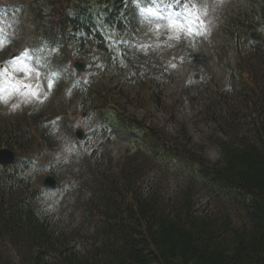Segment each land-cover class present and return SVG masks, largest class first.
<instances>
[{
    "label": "trees",
    "instance_id": "obj_1",
    "mask_svg": "<svg viewBox=\"0 0 264 264\" xmlns=\"http://www.w3.org/2000/svg\"><path fill=\"white\" fill-rule=\"evenodd\" d=\"M41 1L52 16L41 31L43 41L59 46L70 22L88 32L96 26L94 0ZM27 8L34 21L46 20L42 8ZM247 26L264 31V0L228 18L237 87L233 95L213 94L203 110L224 135H212L218 157L207 154L185 123L176 122L169 134L130 112L129 105L146 108L160 93L148 96L143 89L152 76L155 87L162 84L146 62L126 73L128 79L134 75L133 89L117 96L101 82L91 84L76 107L99 115L111 111L114 125L138 130L134 144L116 171L109 159L88 161V174L80 172L88 196L74 202L82 210L77 222L47 217L37 204L39 186H31V177L19 178L21 164L0 173V264H264V42L260 36L249 44L240 39ZM101 49L106 73L115 63ZM60 58L52 63L63 64ZM156 72L166 74L163 67ZM46 113L63 131L74 114L61 105L58 111L32 109L22 122L0 111V147L19 153L50 148Z\"/></svg>",
    "mask_w": 264,
    "mask_h": 264
},
{
    "label": "rangeland",
    "instance_id": "obj_2",
    "mask_svg": "<svg viewBox=\"0 0 264 264\" xmlns=\"http://www.w3.org/2000/svg\"><path fill=\"white\" fill-rule=\"evenodd\" d=\"M22 1L23 10L20 23L17 25L15 20L10 22L14 29L20 30V39L9 38L11 41L9 44L3 40L0 43V108L8 119L23 118L24 109L28 106L43 105L44 96L50 88V82L41 73V71L45 73V69L38 62L36 54L28 51L27 57L32 58L27 59L15 50L16 48H25L24 44L35 39L36 36H40V29L34 28L35 21L31 18L33 14H28L25 0H0V8L2 7L4 10L7 6L16 4L7 14L0 10V21L5 20L13 9L20 8L19 2L22 3ZM193 2L195 4L186 2L184 6H178L179 0H109L97 4L95 10H100L101 15L104 14L105 26L103 27L108 35L107 38L109 37L113 41L118 40L117 30H120L121 26H128L126 42H134L132 43L134 50H143L145 54L141 53L140 57L143 63L146 62L151 67L152 73L156 74V71L159 70L162 65L161 59L172 73L171 78L167 75L160 79L159 82L162 84H157L158 87L154 86L155 78L152 76V81L143 88H146L148 96L151 95V91L156 92L159 89L160 93L156 95L164 103L163 105H159L158 97L152 96L146 108L129 105L130 112L138 117H143L147 122L165 128L169 134H174L176 122L185 123L193 139L204 143L207 154L212 156L211 153L215 152L212 135L222 137L224 135L219 131L217 124L204 114L203 110L216 90L217 84L214 80H217L220 85L228 74L225 65L228 68L234 66L233 53L225 54V25L221 20L227 16V12L231 16L230 13L234 12L236 8H240L246 14L248 6L254 4L255 1L193 0ZM30 5L41 6L42 2L33 0ZM119 7L122 10L120 15L128 16V19H125L127 24L122 22L121 26H118L117 20L113 18L117 17ZM49 10L50 7L43 4L42 11L49 13ZM219 18L221 19L219 20ZM196 22L201 25L200 29L205 31V35L209 36L208 40L202 37ZM218 22L219 24H217ZM195 29L197 32L194 31ZM0 34L2 35V32ZM5 38L6 36H3L2 39ZM218 52L222 55L221 62L218 61V56L217 61L211 56L212 53L219 54ZM38 57H40V53ZM151 60H153L152 63H150ZM96 69H101L99 59L89 67V73ZM35 70H40V74H35ZM122 72L126 73L127 70L124 69ZM145 81H149V77ZM102 82L104 83L103 87L105 89L106 86L109 87L114 96H117L122 89H133L132 85L134 84L132 79L125 78L121 72L112 73V71L107 73ZM32 92H35L36 95H32ZM85 96L86 92L81 91L68 100L67 94L63 92L57 95L49 105L54 111L59 110L58 105L73 111L69 126H72V130L78 126L85 132L83 138L85 142L81 147L68 138H54L59 135H54L52 127L59 129L58 124L61 125V122L52 119L54 123H50V118L46 113L42 122L45 125L48 124V130L53 132L50 146L52 150L43 149L42 153V150L39 151L40 148H37L38 151L35 155L32 153L33 161H30L26 167L22 163L24 160L18 158L24 168L20 178L31 177L32 179L29 181L31 186L43 187L41 181L47 174H52L58 179V185L54 187L56 192H49L47 196L53 201L59 198L61 217L69 221L74 220V222L79 221L82 211L81 208L74 206V202L77 201L80 204L79 197L82 201L88 195L87 192L80 193L79 190L86 180V177L80 175V172L88 174L86 165L89 159L91 158L92 161L94 160L92 157L101 160L109 159L112 171H116L124 159L122 156L134 144L133 141L138 134L137 129L125 131L113 125V122L105 124V133L101 130L104 123L100 124L94 115L85 114L82 119L80 115L84 114V108H76V104L82 101ZM18 109L21 110L20 114H14ZM22 122H24V118ZM61 140L67 147V154L62 158L56 156V153L60 151ZM32 154L26 157H32ZM9 168L0 166V173ZM52 168H55V174L52 172L54 171ZM37 204L40 205L38 199ZM41 209L46 213L42 207ZM46 215L49 217L47 213Z\"/></svg>",
    "mask_w": 264,
    "mask_h": 264
},
{
    "label": "clouds",
    "instance_id": "obj_3",
    "mask_svg": "<svg viewBox=\"0 0 264 264\" xmlns=\"http://www.w3.org/2000/svg\"><path fill=\"white\" fill-rule=\"evenodd\" d=\"M78 127V126H77ZM60 151L56 153L57 157H64L67 154V147L64 144L63 140L60 141ZM211 155L215 158L219 156L218 152H213ZM49 192H56V188H43L40 191V194L38 196V203L40 206L44 209V211L49 215V217L52 219L53 222L60 219V204H59V198L57 200L53 201L50 200L47 196V193ZM39 216V214H38Z\"/></svg>",
    "mask_w": 264,
    "mask_h": 264
},
{
    "label": "water",
    "instance_id": "obj_4",
    "mask_svg": "<svg viewBox=\"0 0 264 264\" xmlns=\"http://www.w3.org/2000/svg\"><path fill=\"white\" fill-rule=\"evenodd\" d=\"M253 36V34L251 35ZM77 136H80V133L76 132ZM14 159V152L7 148H0V164H6ZM43 183L45 185H53L55 183V180L52 177H45L43 180Z\"/></svg>",
    "mask_w": 264,
    "mask_h": 264
},
{
    "label": "snow or ice",
    "instance_id": "obj_5",
    "mask_svg": "<svg viewBox=\"0 0 264 264\" xmlns=\"http://www.w3.org/2000/svg\"><path fill=\"white\" fill-rule=\"evenodd\" d=\"M3 41H2V38H0V43H2ZM32 95H36V93L35 92H32Z\"/></svg>",
    "mask_w": 264,
    "mask_h": 264
}]
</instances>
